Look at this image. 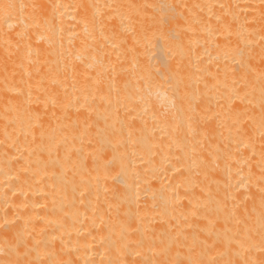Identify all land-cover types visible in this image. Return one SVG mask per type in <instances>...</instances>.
Returning <instances> with one entry per match:
<instances>
[{"label": "bare ground", "instance_id": "6f19581e", "mask_svg": "<svg viewBox=\"0 0 264 264\" xmlns=\"http://www.w3.org/2000/svg\"><path fill=\"white\" fill-rule=\"evenodd\" d=\"M0 264H264V0H0Z\"/></svg>", "mask_w": 264, "mask_h": 264}]
</instances>
